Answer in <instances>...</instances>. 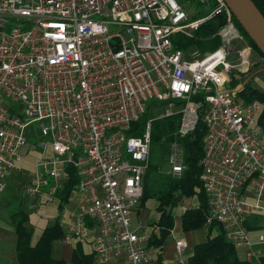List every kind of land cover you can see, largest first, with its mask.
<instances>
[{"label": "built area", "instance_id": "built-area-1", "mask_svg": "<svg viewBox=\"0 0 264 264\" xmlns=\"http://www.w3.org/2000/svg\"><path fill=\"white\" fill-rule=\"evenodd\" d=\"M211 20L215 29L205 38L218 37L215 48L178 45V35L194 37ZM253 65L263 66V57L225 0H0V193L20 171L24 148L37 156L20 196L57 202L53 193L72 165L78 199L58 209L60 241H88L97 263L123 253L114 264H154L157 250L147 241L155 225L132 226L151 121L180 112L174 134L183 136L200 111L207 221L221 224L243 258L259 263L264 117L257 99L239 95ZM151 101L162 113L146 119L138 134L128 132ZM184 168L174 141L166 172L179 175ZM187 248L183 236L175 237L177 263L184 264Z\"/></svg>", "mask_w": 264, "mask_h": 264}, {"label": "trees", "instance_id": "trees-1", "mask_svg": "<svg viewBox=\"0 0 264 264\" xmlns=\"http://www.w3.org/2000/svg\"><path fill=\"white\" fill-rule=\"evenodd\" d=\"M264 15V0H253ZM239 29L252 45L254 51L263 57L254 42L247 36L243 28L235 19ZM215 29L213 20L200 26L194 37H181L184 47L194 44L200 49H212L219 44L218 37L205 38ZM247 81L239 95L244 100L257 99L262 104V116L264 117V89L253 87ZM155 102V101H151ZM146 112V111H145ZM145 112L141 117L131 122L128 132L138 134L146 121ZM181 113L175 112L168 116L157 117L151 121V142L149 160L142 181V195L137 208L143 205L147 199L156 201L155 209L157 216L149 220V224L155 225L148 238L147 245H152L157 250V258L154 264H163V245L174 225L173 207L182 197L195 196L196 204L186 206L180 213V225L183 231L202 228L206 226V236L201 242L193 245L192 252L186 264H264L247 261L239 257L236 248L225 237L221 224L215 220L207 221L208 208L207 198L199 177L201 166L199 163L203 150L204 123L199 111L198 120L194 129L183 136L175 135L174 131L180 121ZM30 140V137H28ZM176 141L180 144L183 153L185 168L179 175H172L166 172L167 156L171 143ZM67 176L61 186L53 193L57 199V209L68 201L78 176L72 165L65 166ZM5 203L2 205L9 222L12 225L14 234L15 264H66L60 257H53L50 254L52 240L60 239L61 228L57 216L53 221L45 225L36 240L31 243V226L27 223V211L22 205L21 196H15L11 192L6 193ZM1 205V203H0ZM256 218H259L257 216ZM251 227L250 221L246 222ZM92 252L85 253L79 241H76L71 248L69 262L72 264H92Z\"/></svg>", "mask_w": 264, "mask_h": 264}, {"label": "rangeland", "instance_id": "rangeland-1", "mask_svg": "<svg viewBox=\"0 0 264 264\" xmlns=\"http://www.w3.org/2000/svg\"><path fill=\"white\" fill-rule=\"evenodd\" d=\"M196 8L199 9L200 8V4H196ZM185 9L189 10L188 6H185ZM209 49V48H207ZM204 50V49H201ZM257 70H255V67L253 65L252 70H253V74L250 77V79L248 80L249 84L252 85L253 87H257L260 89H264V65L260 66L259 68H256ZM163 108L158 105V103L156 102H148L147 103V107H146V118H153L156 115H159L160 113H162ZM35 123H31V126H34ZM36 134L39 135L38 130L36 129ZM37 135V136H38ZM36 137H30V140L28 139V142H34L36 140ZM25 153L23 154V156L21 157V160L19 162L20 164V171L18 172V176L17 178L8 180L6 182V186L4 188V190L0 193V209L2 208V205L5 203V195L6 193L11 192L12 194H14L15 196H19L20 191L22 190L23 186L26 185L27 180L30 176V169H31V160L35 157V149H32L30 147L26 148ZM29 160V161H28ZM63 177V176H62ZM182 199V200H181ZM177 204L175 205V207H179V209L181 210L182 207H186L188 205H190L191 203H196V197L195 196H189V197H182ZM21 202L22 205H28V202L26 201V197L25 196H21ZM155 200L153 199H147L146 202L141 205L138 209V211H136L133 216H132V226H136L138 224V221L142 220V221H147V223H149V220L152 218H155L156 216V209H155ZM27 207V206H26ZM28 208V207H27ZM174 208V207H173ZM175 210V209H174ZM173 211V209H172ZM0 219L3 220L6 223H9L8 217L5 213L0 212ZM11 225V224H10ZM202 230V232H206V228H200ZM182 229H181V225H180V215L179 213H174V225H173V229L170 232V234L167 236V238L165 239V244H169L170 242H173V239L175 237L176 233H181ZM0 237L2 238L3 242L2 244H0V256L2 257H8L10 255L14 254V250H13V239H14V234L11 230H0ZM190 242H193L191 240H189ZM70 247L62 244V242L59 239H55L52 242V249L50 251L51 256L53 257H67L68 256V252H69ZM236 253L239 257L243 256V252L240 249H236ZM185 262V260H184ZM0 264H3L0 262Z\"/></svg>", "mask_w": 264, "mask_h": 264}, {"label": "crops", "instance_id": "crops-1", "mask_svg": "<svg viewBox=\"0 0 264 264\" xmlns=\"http://www.w3.org/2000/svg\"><path fill=\"white\" fill-rule=\"evenodd\" d=\"M25 149L26 148H24L23 150H25ZM36 156H37V153L35 154V157ZM35 157L31 160V164H32V161L35 159ZM17 177H19L18 173L12 174V175H10L7 178L6 182L8 180H11V179H14V178H17ZM6 182H5V186H6ZM20 193H21V191H20ZM77 199H78V193L75 190L72 189V192H71V194H70V196L68 198V201L64 204V206L73 207L75 205ZM26 201L28 202V205L27 204L26 205L23 204V205H24V207H25V209L27 211V223L32 228L30 242L33 243L36 240V238L38 237V235L41 232L42 228L45 225L51 223L53 221L54 217L57 216V212H58L57 202L55 201V199L49 198V197H46V198L39 197L38 200L26 198ZM154 204L156 206V201H155ZM194 204H196V203H193V204L191 203L190 205H194ZM190 205H188V206H190ZM178 206L177 207L174 206L173 214L176 212V213H179V215H180V213L182 212L183 208H185V207H182V209L180 210ZM138 209L139 208H137V211H138ZM0 212L5 213L2 208L0 209ZM156 216H157V212H156ZM253 221H254V218L252 217L250 219V224H252ZM10 224L6 223V222H4L3 220L0 219V230L1 229L6 230V231L11 230L13 232L12 225H10ZM204 227L206 228V226H204ZM206 231H207V229H206ZM177 236H183L186 239L187 243H188V248L186 249V259H185V262H184V264H186L187 263V259H188L189 255L192 252L193 245L198 243V242L203 241L205 239L206 232L205 231L202 232V230L200 228L192 229V230H188V231H183L182 230L181 233H176L175 234V237H177ZM175 237H174V239H175ZM174 239H173V242H170L167 245L164 242L163 253H162L163 264H179V263L176 262L175 255H174ZM189 240H191L193 242H190ZM2 242H3V240L0 237V244H2ZM52 242H53V240H52ZM52 242L50 244V251L52 249ZM13 243H14V239H13ZM62 244H65V245L70 247L69 252H68V256L67 257H63V259L65 260L66 264H72V263L69 262V256H70L71 248L73 247L74 244L70 245V244H66V243H63V242H62ZM80 244H81L82 250L85 253L91 252L90 243L88 241H81ZM236 249H239V248H236ZM13 250H14V246H13ZM240 250H242V249H240ZM242 252H243V250H242ZM123 258H124V254L120 253V254L111 256L109 258V260L104 262V263H97L93 259L92 264H114L116 262L122 261ZM242 258H243V256H242ZM15 261H16L15 260V252H14L13 255H10L8 257L0 256V262L3 263V264H15Z\"/></svg>", "mask_w": 264, "mask_h": 264}, {"label": "water", "instance_id": "water-1", "mask_svg": "<svg viewBox=\"0 0 264 264\" xmlns=\"http://www.w3.org/2000/svg\"><path fill=\"white\" fill-rule=\"evenodd\" d=\"M235 19L264 56V15L253 0H225Z\"/></svg>", "mask_w": 264, "mask_h": 264}]
</instances>
